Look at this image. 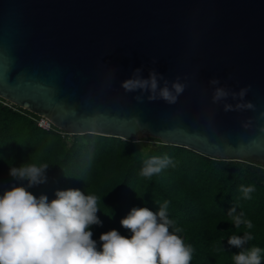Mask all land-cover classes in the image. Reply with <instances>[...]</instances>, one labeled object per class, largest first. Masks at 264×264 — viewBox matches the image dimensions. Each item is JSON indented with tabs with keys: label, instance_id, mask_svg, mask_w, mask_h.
<instances>
[{
	"label": "water",
	"instance_id": "water-1",
	"mask_svg": "<svg viewBox=\"0 0 264 264\" xmlns=\"http://www.w3.org/2000/svg\"><path fill=\"white\" fill-rule=\"evenodd\" d=\"M141 67L188 87L175 105L138 103L120 85ZM213 78L251 85L256 111L213 104ZM0 99L70 135L153 138L264 166V0H0Z\"/></svg>",
	"mask_w": 264,
	"mask_h": 264
},
{
	"label": "trees",
	"instance_id": "trees-1",
	"mask_svg": "<svg viewBox=\"0 0 264 264\" xmlns=\"http://www.w3.org/2000/svg\"><path fill=\"white\" fill-rule=\"evenodd\" d=\"M0 195L16 186L37 198L55 199L57 190L79 189L98 200L102 226H92L93 239L116 229L130 237L120 221L134 207L156 212L168 201V217L179 235L194 249L191 264H235L232 256L242 249L228 244L232 235L248 232L253 239L243 246L264 250V166L244 161L213 159L185 147L153 138L124 141L100 135H70L53 126L37 124L39 116L0 99ZM6 102V101H5ZM66 134V135H65ZM168 155L176 164L151 178L140 175L143 160ZM47 163V182L28 188L27 181L9 175L10 167ZM241 186H254L244 199ZM236 207L253 227L236 228L228 211ZM264 264V251L261 253Z\"/></svg>",
	"mask_w": 264,
	"mask_h": 264
},
{
	"label": "clouds",
	"instance_id": "clouds-1",
	"mask_svg": "<svg viewBox=\"0 0 264 264\" xmlns=\"http://www.w3.org/2000/svg\"><path fill=\"white\" fill-rule=\"evenodd\" d=\"M142 72L143 67L135 69L120 85L126 93L139 92L133 97L138 103H143L147 94L149 102L162 100L175 105L188 87L179 76L170 83L155 69L149 70L146 79ZM209 84L214 89L212 103H223L225 113L256 111L255 105L245 100L251 85L234 92L227 86H219V79L213 78ZM229 98L236 103H227ZM98 119L93 118L88 123L95 127ZM256 120H264V112H260ZM131 123L147 127L137 117H133ZM252 126L251 118L242 124L245 129ZM258 131L264 135V127ZM259 146L258 140H253L249 145L241 144L239 149ZM169 166L174 168L176 164L168 155L152 156L143 160L140 175L151 178ZM48 169L47 163L39 166L24 163L10 167L9 175L15 180L27 181L31 188L47 182ZM240 191L244 199H251L255 188L241 186ZM55 197L51 201L46 195L37 198L23 186H13L0 195V264H191L194 249L185 244L179 235L182 229L169 219L168 201L156 212L147 207L132 208L120 221L121 226L130 231V237L112 229L100 235L98 245L90 229L94 225L102 226L97 216L99 198L72 188L57 190ZM227 216L236 228L242 224L248 229L253 227L243 212L237 214L235 206ZM252 239L248 232L228 238L230 246L242 249L232 256L235 264H262L264 250L255 246L243 249Z\"/></svg>",
	"mask_w": 264,
	"mask_h": 264
},
{
	"label": "built area",
	"instance_id": "built-area-1",
	"mask_svg": "<svg viewBox=\"0 0 264 264\" xmlns=\"http://www.w3.org/2000/svg\"><path fill=\"white\" fill-rule=\"evenodd\" d=\"M1 102V100H0ZM5 106H10V103L9 102H2ZM12 105V104H11ZM41 121H44V126H41ZM37 124L40 128L44 129V130H47V131H50L52 130L53 128V125L51 124V122L46 119V118H41L39 117L38 120H37ZM66 135V134H65Z\"/></svg>",
	"mask_w": 264,
	"mask_h": 264
}]
</instances>
